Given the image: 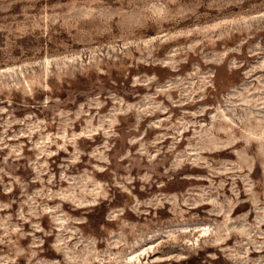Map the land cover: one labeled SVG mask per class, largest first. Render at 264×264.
I'll return each instance as SVG.
<instances>
[{
  "label": "rangeland",
  "instance_id": "374dc122",
  "mask_svg": "<svg viewBox=\"0 0 264 264\" xmlns=\"http://www.w3.org/2000/svg\"><path fill=\"white\" fill-rule=\"evenodd\" d=\"M0 264H264V0H0Z\"/></svg>",
  "mask_w": 264,
  "mask_h": 264
}]
</instances>
